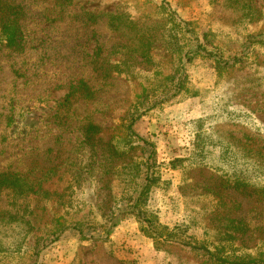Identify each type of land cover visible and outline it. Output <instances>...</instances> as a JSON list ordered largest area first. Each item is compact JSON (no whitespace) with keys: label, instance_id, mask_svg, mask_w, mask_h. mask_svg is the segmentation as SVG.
Masks as SVG:
<instances>
[{"label":"rangeland","instance_id":"rangeland-1","mask_svg":"<svg viewBox=\"0 0 264 264\" xmlns=\"http://www.w3.org/2000/svg\"><path fill=\"white\" fill-rule=\"evenodd\" d=\"M8 1L25 5V43L11 51L0 37V173L21 174L33 189H0V264H32L36 253L39 264H209L144 235L127 207L141 177L123 180L124 171L143 157L141 146L127 148L125 117L135 102L144 113L133 129L154 144L161 176L145 208L165 226L183 223L210 240L217 214L242 219L247 227L235 232L234 246L264 256V47L251 45L219 73L207 57L184 60L190 85L176 94L167 43L174 31L162 6L192 22L183 37L196 45L206 32L215 45L264 29V0H251L256 10L234 0ZM112 13L154 40L153 57L128 53L131 38L111 26ZM98 62L116 64L114 77L101 76ZM148 85L168 91L138 97ZM91 122L96 140L87 142ZM235 170L248 192L222 183ZM75 223L95 227V237L81 238Z\"/></svg>","mask_w":264,"mask_h":264},{"label":"trees","instance_id":"trees-1","mask_svg":"<svg viewBox=\"0 0 264 264\" xmlns=\"http://www.w3.org/2000/svg\"><path fill=\"white\" fill-rule=\"evenodd\" d=\"M236 8L240 10H252L257 9L251 2V0H234ZM166 16L168 17V22L170 25V30L174 31L173 41L167 42L168 49L174 54L177 61V66L172 70L171 78L178 76L179 80L177 82L175 93H181L182 91H187L189 89V78L185 71V64L183 61H191L195 55L202 57H207L212 60L217 73L223 71L226 66L230 64H235L239 59L246 56V52L249 47L255 48L256 46L264 47V29L257 28L250 32L248 35H244L240 39L232 41V44L216 39L215 45L212 41L207 39L208 34L205 32L203 34L204 42H198L196 45L192 43L191 38L187 36L183 37V33L190 29L192 22L182 20L177 17L175 11L169 8L167 5L162 3ZM161 6V7H162ZM25 5L22 3H14L8 0H0V37L4 42V46L9 48L11 51H19L23 48L25 43V27H24V17H25ZM244 15V13H243ZM111 26L115 29H123V33L127 34L131 38V43L125 47L129 50L128 53L135 58V56H141L150 58L153 57L151 53V45L154 40L152 38H143L133 32V27L131 22L124 19L122 16H117L116 14H111ZM185 39V42L182 40ZM171 45V47H170ZM116 68V64L113 63H99L98 68H96L100 75L103 77H114L112 73ZM83 85V83H81ZM78 87L79 89L83 87L84 91H88L91 94L90 88L85 85ZM166 93L168 90L165 88L157 90L156 88H151L150 85L146 86L142 90V95L138 97L144 99H151L158 97L159 94ZM195 94V93H193ZM137 97V98H138ZM155 99V98H154ZM155 101V100H154ZM148 103V102H147ZM148 105V104H147ZM150 105V107H152ZM144 112L138 102H135L132 107L128 110V114L125 117V128L127 136V148L133 150L136 145L141 146L143 151V157L141 161H136L133 164L127 163L128 166L137 167L136 170L131 168L125 172V177L123 180H130V173L135 172L141 177V182L139 183L140 188L136 191L137 194L131 199L132 203L127 206L133 210H136L137 214L141 217L142 222V233L146 236L152 237L155 240H160L163 243H173L179 247H182L189 252H194L201 255L205 261L209 264H264V256L259 253H249L242 252L240 248H236L234 244L236 243L235 232H243L247 227L246 222L242 219H236L231 217H223L217 214L215 218H221V221L216 222L217 226V237L215 239L199 238L190 231V226L183 223L176 224L175 226H165L158 222L157 211H149L145 208L147 197L151 191V188L158 183L160 180V170L155 157L154 144L149 142L146 138L138 136L133 129L134 123ZM91 124L87 128V133L85 134V140L87 142H92L96 140L95 134L97 133V125ZM126 148V149H127ZM115 153L122 152L120 148L115 145ZM250 150V149H249ZM125 169L128 167L125 166ZM241 171L235 170L227 178H222V183H225V187L233 189L235 191L248 192L247 186L249 182L245 179L246 176H242ZM138 184V183H136ZM3 187L12 188L19 193H27L31 191L32 185L26 180V178L18 173L3 172L0 173V189ZM260 188V187H259ZM260 194L264 196V187L259 189ZM249 194H258L257 190L250 192ZM144 202V204H143ZM130 209V210H131ZM84 223H75L74 228L77 230L79 236L83 239L88 237H95L97 232L95 227H88L84 230L82 226ZM69 226H64L60 230L51 231L49 233V242H54L60 239L62 233ZM96 231V232H95ZM44 244L43 246L47 245ZM42 246V247H43ZM32 264H39L37 260V253L33 257Z\"/></svg>","mask_w":264,"mask_h":264}]
</instances>
